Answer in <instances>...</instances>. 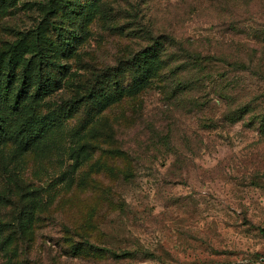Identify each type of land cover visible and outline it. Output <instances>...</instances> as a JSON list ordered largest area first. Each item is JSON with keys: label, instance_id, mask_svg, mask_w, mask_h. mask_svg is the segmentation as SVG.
I'll use <instances>...</instances> for the list:
<instances>
[{"label": "rangeland", "instance_id": "rangeland-1", "mask_svg": "<svg viewBox=\"0 0 264 264\" xmlns=\"http://www.w3.org/2000/svg\"><path fill=\"white\" fill-rule=\"evenodd\" d=\"M74 5L0 0V264H264V0Z\"/></svg>", "mask_w": 264, "mask_h": 264}, {"label": "trees", "instance_id": "trees-1", "mask_svg": "<svg viewBox=\"0 0 264 264\" xmlns=\"http://www.w3.org/2000/svg\"><path fill=\"white\" fill-rule=\"evenodd\" d=\"M55 2V4L65 6V8L69 11L74 8V0H50ZM55 10V9H54ZM60 34V32H59ZM61 40L63 38L61 37ZM72 42V41H71ZM71 42H67V45L71 47ZM163 39L160 40V36H157L151 45L148 46V48H142L138 50L136 53H134L130 58L119 60L114 65H107L103 67L97 75L99 77H108L112 78L114 83L117 85H122L121 78L119 76L124 73L127 70H132L135 74H140L141 77L138 80V83H141L145 80L147 77V74L151 72L152 68L158 63L163 64V59L160 57V54L164 48H163ZM218 60H220L218 58ZM225 65L230 66L232 69H249L254 70L256 72H259L261 76L264 77V63L262 61H257L253 65H250L246 61H224V59H221ZM32 79L34 80V85L32 86V89L29 91V82L30 79L22 78L20 81V86L14 91L12 94V99L10 102L11 108H16L18 105V102L20 99L28 96V97H34L38 98L41 97L48 92L52 91L55 86L57 79L53 77V75L46 73L45 71L41 70L40 68L35 69L34 75L32 76ZM95 82V83H94ZM93 84H97L98 80H94ZM6 86L2 89L0 92L2 95H6L7 92L5 91ZM96 91H98V95L101 97V89L100 86L96 88ZM98 97V98H100ZM0 139H1V133H0ZM261 232L264 234V229H260Z\"/></svg>", "mask_w": 264, "mask_h": 264}]
</instances>
